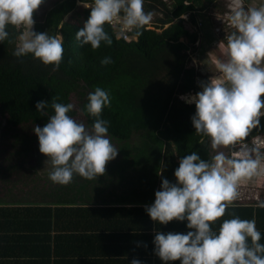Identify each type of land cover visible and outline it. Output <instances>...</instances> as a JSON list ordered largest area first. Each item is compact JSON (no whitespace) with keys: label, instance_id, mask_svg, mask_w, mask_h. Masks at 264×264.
<instances>
[{"label":"clouds","instance_id":"obj_1","mask_svg":"<svg viewBox=\"0 0 264 264\" xmlns=\"http://www.w3.org/2000/svg\"><path fill=\"white\" fill-rule=\"evenodd\" d=\"M42 3L0 0V42L7 38L15 44L13 56L21 58L31 53L56 70L63 59L64 37L59 31L53 35L33 28V12ZM79 3L90 11L75 31V39L93 49L101 42L111 45L114 36L128 39L126 33L139 38L154 15L144 9L145 0ZM189 3L184 0L185 5ZM226 21L232 29L223 36L226 58L215 63L222 75L199 80V91L180 97L194 102L191 121L195 133L201 135V143L205 137L210 140L214 154L205 159L192 150L181 156L174 169L175 181L161 175L154 201L144 205L149 217L159 224L173 219L187 221L186 232L155 231L153 252L162 262L179 259L180 264H264V243L260 242L255 216L241 218L233 214L218 228L212 227L226 208L235 206L240 181L264 175V2L250 6L246 0H229ZM64 23L62 19L57 28H63ZM105 24L112 27V34ZM7 25L23 26V30L13 39ZM111 62L110 56L100 59L102 65ZM110 101L109 91L100 86L88 92L83 110L96 117L90 128L69 114L76 108L73 102H58L52 96L50 107L54 111L48 114L49 101H36V110L48 119L43 126L35 125L33 131L39 151L51 165L48 176L52 182L67 185L75 174L91 180L105 173L106 164L119 150L107 135L109 121L100 116ZM254 207L264 208V199L258 198ZM130 264L143 262L133 258Z\"/></svg>","mask_w":264,"mask_h":264},{"label":"trees","instance_id":"obj_2","mask_svg":"<svg viewBox=\"0 0 264 264\" xmlns=\"http://www.w3.org/2000/svg\"><path fill=\"white\" fill-rule=\"evenodd\" d=\"M45 1L48 5L40 17L34 19L33 28L38 32L48 30L53 35L59 31L63 35V59L60 67L53 70L51 64H43L31 53L21 58L13 56L15 44L9 43L7 38L0 42V116L6 126L17 130L27 124L44 125L48 117L36 110V101L48 100L47 113L52 114V96L58 102L67 103L72 102L74 94L79 96L80 111L86 124L91 126L96 117L83 109L88 92L100 86L108 90L111 97L110 105L102 108L100 116L109 121L107 135L120 143L121 160L116 164L118 174L112 180L114 183L127 177L130 184L137 182L143 188L160 187L161 175L166 177V171L157 176L161 164L171 162L170 177L179 166L175 158L180 159L192 150L205 159L214 154L210 140L205 137L201 143V135L195 133L191 121L194 102L188 103L180 95L194 93L196 79L202 75L187 63L190 49H195L199 30L186 28L182 15L189 13L188 18L195 25V13L204 14L216 0H189L187 5L184 0H145L146 11L162 13L154 24L145 27L139 38L126 40L114 36L111 45L101 42L96 49L89 44L81 45L75 39V31L87 19L90 9L78 4L77 0ZM62 19L64 27L57 28ZM105 29L112 34L110 25L105 24ZM7 30L13 39L22 31L14 25H7ZM104 56H110L112 62L100 64ZM77 113L75 108L69 114L75 117ZM261 123L264 124V117ZM135 134L140 140L132 144L130 140ZM14 136L16 146L36 138L23 133ZM21 184L24 190H20V194L7 192V197H0V200L9 198L17 202L14 208L0 206V235L9 223L18 221L20 214L28 212L27 227L33 231L34 257L40 258L45 226L49 228L51 224L52 207L41 201L44 188ZM58 188L85 187L59 184ZM241 210L243 216H255L256 227L264 237V208L246 204Z\"/></svg>","mask_w":264,"mask_h":264},{"label":"crops","instance_id":"obj_3","mask_svg":"<svg viewBox=\"0 0 264 264\" xmlns=\"http://www.w3.org/2000/svg\"><path fill=\"white\" fill-rule=\"evenodd\" d=\"M185 27L192 31L189 25ZM201 28L198 31L199 45L205 33ZM209 30L219 43H212L218 46V55H215L216 59L213 56L208 61L207 67L210 69L199 60L202 75L196 80H202L203 75L210 73L209 70H215L217 60L226 58V45L219 37H215L212 27ZM174 161L179 162V158ZM170 164H161L157 174L162 169V172L166 171L167 177L171 170ZM168 179L175 181L174 176H168ZM121 182L108 184L104 188L42 189L41 201L52 207L50 227L45 226V236L42 235L43 254L40 258L34 257L33 231L27 227L30 220L27 212L20 214L18 221L13 220L6 230L1 231L0 264H130L133 258L140 259L143 264H180L179 259L161 261L153 252V236L156 230L186 232L189 230L186 227L187 221L173 219L167 224L153 221L144 205L154 201L155 191L159 187L143 188L137 182L130 184L128 179ZM9 193L18 195L21 192ZM2 195L8 196L6 192ZM258 198L264 199V175L240 181L239 199L234 202L235 206L226 208L225 214L217 218L212 227L218 228L223 219L233 214L248 218L243 216L241 208L246 204L254 206ZM0 202L5 203L0 206L9 208H14L17 203L9 198ZM260 242L264 243V237H261Z\"/></svg>","mask_w":264,"mask_h":264},{"label":"rangeland","instance_id":"obj_4","mask_svg":"<svg viewBox=\"0 0 264 264\" xmlns=\"http://www.w3.org/2000/svg\"><path fill=\"white\" fill-rule=\"evenodd\" d=\"M264 0H246V4L250 6H257ZM47 1L43 0V3L40 4L33 12L34 19L39 18L41 13L45 10L48 4ZM228 3L229 0H216V4L210 7L208 10L204 12V14L195 13V17L197 21L202 22V31L204 33L203 42H198L194 45L195 49H190L189 57H188V65L194 66L197 70H200L199 60L201 59L203 64L207 67L209 64L208 61H211L213 56L216 59L215 55H218L217 48L218 46L212 45L218 43V41L212 36L209 28H214V31H217V35L220 40L226 45V40L223 37L224 32L221 31V28H225L226 25L222 22L223 16L224 18L228 12ZM80 4V3H79ZM153 20L151 25H153V21L156 20L157 17L161 16L162 13L158 10H153ZM218 15H221L220 19L217 18ZM189 17V16H188ZM188 17L185 18V25L190 26L192 30H196L195 26L190 22ZM206 22V25L204 23ZM150 25V26H151ZM23 30V26L20 27ZM217 28V29H216ZM205 29V30H204ZM199 30V29H198ZM230 32L232 29H227ZM215 31V32H216ZM200 33H198V36ZM219 44V43H218ZM208 62V63H207ZM204 68V67H202ZM208 68V67H207ZM210 69V68H208ZM205 70V69H204ZM210 73H206L203 75V79L206 80L210 76L213 78H218L217 75L221 73L218 70H209ZM222 75V74H221ZM201 77V76H200ZM202 79V80H203ZM199 79L196 80V89L194 93L200 90L199 88ZM181 97V95H180ZM264 97V94H261V98ZM184 100V99H183ZM79 96L77 94L72 95V102L76 105L78 109V113L75 116L76 119H79L84 122L87 127H91L85 122L84 115L80 111L79 108ZM38 124H27L17 130H11L8 126H6L5 120L0 116V197H2L4 192H8L9 190L14 192H19L20 190H24V184L33 185V188L37 189H52L58 188L59 184L54 183L49 179L48 172L51 169L50 163L46 160V155L39 151L38 147V137L33 131V127ZM43 126V125H40ZM15 133H23L27 136H35L36 138L30 139L27 144H19L15 145ZM140 138L138 134H135L130 142L132 144H137ZM111 142L119 148L117 156L110 160L106 164V171L104 174H101L96 179H85L84 177L75 174L73 176V180L71 183L67 184L69 187H85V188H104L107 187L108 184L114 183L112 180L115 177L116 172V164L121 160V152L119 147V142L111 138ZM225 152L228 151L227 148L223 149ZM215 150H213L214 152ZM46 160V161H45ZM126 178V177H125ZM127 179V178H126ZM122 183V182H121ZM120 183V184H121ZM118 184V185H120ZM81 185V186H80Z\"/></svg>","mask_w":264,"mask_h":264},{"label":"built area","instance_id":"obj_5","mask_svg":"<svg viewBox=\"0 0 264 264\" xmlns=\"http://www.w3.org/2000/svg\"><path fill=\"white\" fill-rule=\"evenodd\" d=\"M228 13V12H227ZM188 15H189V13H185V14H183L182 16L183 17H188ZM221 17V15H218L217 16V18H220ZM222 20H224V24L226 25V27L225 28H221V31L222 32H225V33H228V30L227 29H229L230 28V26L228 25V23H227V21H226V17L224 18V16H223V19ZM195 26V29L196 30H198V29H200L201 27H202V22L199 20V21H197L196 22V24L194 25ZM217 29V28H216ZM117 31H118V28L116 29ZM212 31H213V33H214V35H215V37L218 39V33H217V31L215 32L214 31V28H212ZM126 35L128 36V39H126V40H131V39H136V38H133L132 36H131V34L130 33H126ZM121 38H124L123 36H121ZM125 39V38H124Z\"/></svg>","mask_w":264,"mask_h":264},{"label":"bare ground","instance_id":"obj_6","mask_svg":"<svg viewBox=\"0 0 264 264\" xmlns=\"http://www.w3.org/2000/svg\"><path fill=\"white\" fill-rule=\"evenodd\" d=\"M187 94H190V93H187Z\"/></svg>","mask_w":264,"mask_h":264}]
</instances>
